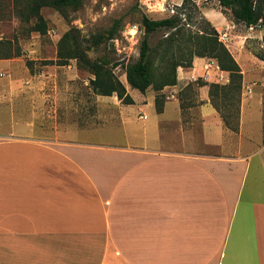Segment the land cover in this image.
I'll list each match as a JSON object with an SVG mask.
<instances>
[{
	"label": "crops",
	"instance_id": "0c3cea01",
	"mask_svg": "<svg viewBox=\"0 0 264 264\" xmlns=\"http://www.w3.org/2000/svg\"><path fill=\"white\" fill-rule=\"evenodd\" d=\"M11 76L0 88L13 117L0 129V264H264L263 122L258 139L244 113L231 131L207 92L186 118L177 101L158 113L154 96L114 95L93 135L60 132L53 102L38 110L42 76ZM108 124L114 135L94 134Z\"/></svg>",
	"mask_w": 264,
	"mask_h": 264
},
{
	"label": "rangeland",
	"instance_id": "374dc122",
	"mask_svg": "<svg viewBox=\"0 0 264 264\" xmlns=\"http://www.w3.org/2000/svg\"><path fill=\"white\" fill-rule=\"evenodd\" d=\"M12 3L13 0H0V40L16 42L15 46L21 50L22 56L7 60L4 65L0 64V88L13 80L11 74L22 77L41 75L38 86L42 88L44 99L38 110L40 114H45L46 105L53 102L56 130L61 132L63 127L70 125L74 129H82L79 133H89L88 130L101 126L98 121L110 118L112 105V99L94 94L90 86L94 76L80 70L75 60L65 67L43 65L44 61L57 60L58 43L65 33L77 29L82 38L92 41L99 35L106 36L114 24L120 21L122 30L116 39L91 51L89 57L92 60L108 59L112 66L118 64L114 69L115 75L131 96L138 99L142 93L130 88L126 71L140 56L144 35L142 18L148 16L153 20H161L179 15L186 29L194 33L201 31L204 26L217 31L220 41L230 50L243 72L239 122L244 113V122H249L244 132L255 139L260 136L256 122H263L264 137V62L258 58V54H264L263 29L260 25L249 28L236 21L231 11L221 6L220 0H84L82 8L68 11V18L53 9H44L42 15L49 27L45 36L27 33V26L13 14ZM134 26L139 29L137 33H131L130 28ZM168 35L170 32L165 30L153 34L150 38L151 46L160 44ZM198 61L199 65L196 64ZM228 83L229 73L222 72L216 60L194 57L192 68L178 69L176 86L166 87L160 93L149 89L145 95L154 96L155 99L164 96L165 102L177 101L183 118H186L191 103L207 93L213 106L209 94L211 84ZM18 115L17 119L20 120L21 107ZM31 116V112L27 113L23 119L31 121ZM12 118L10 108L0 107V129L4 122H10ZM23 130L30 131L28 127ZM112 131L114 124H108L94 134L110 136Z\"/></svg>",
	"mask_w": 264,
	"mask_h": 264
},
{
	"label": "trees",
	"instance_id": "16d2710c",
	"mask_svg": "<svg viewBox=\"0 0 264 264\" xmlns=\"http://www.w3.org/2000/svg\"><path fill=\"white\" fill-rule=\"evenodd\" d=\"M84 0H13L12 11L24 26L27 33L47 35L48 23L42 15L44 9H53L68 18V11L82 8ZM222 7L231 11L234 19L247 27L260 25L263 29L264 42V0H220ZM182 18L171 16L166 19L153 20L148 16L142 18L143 38L140 56L137 62L129 65L126 71L127 83L131 89L145 94L149 89L160 93L166 87L178 83V69L192 68L193 58H210L217 61L222 72L229 73L226 85L211 84L210 98L213 106L220 112L225 126L233 132L240 127L239 115L242 97V69L230 50L219 39L214 28L204 26L199 32L186 29ZM122 30L118 21L107 32L92 41L81 37L79 30L72 29L65 33L58 43L57 60L44 61L43 65L69 66L75 60L78 68L94 76L90 86L97 96L113 97L124 105H133L134 100L127 88L114 73L118 64L112 66L108 59L92 60L89 53L102 44L116 39ZM170 32L160 44L151 46L150 38L159 31ZM15 43L0 40V60H10L22 56ZM264 62V54H258ZM28 65H32L28 63ZM156 109L162 113L165 105L164 96L156 98Z\"/></svg>",
	"mask_w": 264,
	"mask_h": 264
},
{
	"label": "built area",
	"instance_id": "2783aa9c",
	"mask_svg": "<svg viewBox=\"0 0 264 264\" xmlns=\"http://www.w3.org/2000/svg\"><path fill=\"white\" fill-rule=\"evenodd\" d=\"M131 33H137L139 31L137 26H134L133 28H130Z\"/></svg>",
	"mask_w": 264,
	"mask_h": 264
}]
</instances>
